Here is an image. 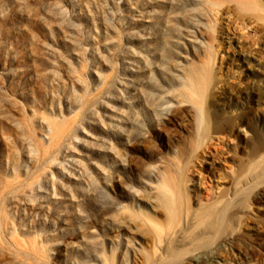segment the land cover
<instances>
[{"label": "rangeland", "instance_id": "374dc122", "mask_svg": "<svg viewBox=\"0 0 264 264\" xmlns=\"http://www.w3.org/2000/svg\"><path fill=\"white\" fill-rule=\"evenodd\" d=\"M210 3L219 4L212 109L236 117L238 49L254 35L234 0H0V264H94L108 240L120 252L123 232L106 226L109 214L95 229V205L110 216L151 210L135 193L155 192L152 170L195 132L190 104L178 116L177 104L167 115L151 104L199 64ZM252 59L245 73L261 75L264 60ZM247 123L191 166L188 186L202 199L252 163L264 110ZM256 193L245 234L222 256L232 264H264V185Z\"/></svg>", "mask_w": 264, "mask_h": 264}, {"label": "bare ground", "instance_id": "6f19581e", "mask_svg": "<svg viewBox=\"0 0 264 264\" xmlns=\"http://www.w3.org/2000/svg\"><path fill=\"white\" fill-rule=\"evenodd\" d=\"M234 2L239 22L251 28L254 35L247 51L243 44L238 49V86L234 92L237 116L231 117L212 109L213 90L220 91L214 71L219 47L214 46L218 39L214 24L218 23L219 4L210 3L208 10L214 19L208 23L199 64L187 71L180 90L167 97L155 98L151 104L153 111L160 115H167L173 104H177L176 116L190 104L194 111L195 132L171 164L152 170V190L155 192L135 193L134 197L141 202L148 201L150 211L147 208L139 211L130 208L125 213L110 216V208L99 211L95 205V229L100 231L101 216L109 214L106 226L113 225L115 232H123L125 238L118 243L119 253L110 252L109 243L112 241H106L105 248H101L102 255L94 258V264H232L223 257L240 240L239 234H245L248 227V222H245L249 219L247 213L256 203V192L264 185L263 132L252 128L254 158L237 175L233 174L230 189L202 199L195 189L188 186L192 182L188 173L208 146L221 138L233 137L234 128L247 125L254 113L264 110V69L261 75L252 73L247 76L244 71L247 65L255 67L252 57L258 62L264 60V0ZM246 52L250 57L244 55ZM247 95L249 101L245 103ZM104 231L108 235L112 232L108 228ZM98 244L101 243L96 240L97 255H100Z\"/></svg>", "mask_w": 264, "mask_h": 264}]
</instances>
